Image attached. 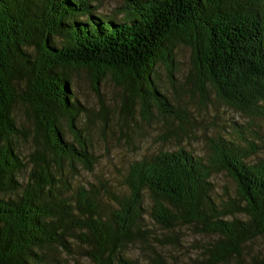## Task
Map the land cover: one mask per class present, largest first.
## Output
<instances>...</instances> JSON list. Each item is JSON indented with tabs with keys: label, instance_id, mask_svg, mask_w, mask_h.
<instances>
[{
	"label": "trees",
	"instance_id": "trees-1",
	"mask_svg": "<svg viewBox=\"0 0 264 264\" xmlns=\"http://www.w3.org/2000/svg\"><path fill=\"white\" fill-rule=\"evenodd\" d=\"M175 44L190 50L193 91L204 97L207 85L249 120L209 137L205 156L158 151L130 161L118 185L74 186L95 157L74 124L81 107L67 69H84L94 85L111 75L128 91L125 111L137 97L141 115L148 99L169 115L151 73L160 62L172 78ZM252 117L264 122V0H123L118 18L88 0H0V264H60L65 255L135 264L125 255L132 244L166 264L157 248L179 244V226L207 238L181 264H264V245H252L264 236V159L247 161L264 151V133ZM26 133L33 145L23 160L16 141ZM216 173L232 195L214 190Z\"/></svg>",
	"mask_w": 264,
	"mask_h": 264
},
{
	"label": "rangeland",
	"instance_id": "rangeland-1",
	"mask_svg": "<svg viewBox=\"0 0 264 264\" xmlns=\"http://www.w3.org/2000/svg\"><path fill=\"white\" fill-rule=\"evenodd\" d=\"M88 2L95 7L96 12L117 18L123 10V0ZM171 51L172 78H169L167 69L160 62L153 67L151 73L154 85L172 105L174 112L169 115L160 114L149 99L148 112L141 115L137 97L126 98L130 107L125 111L123 103L128 91L111 75H104L94 85V77L84 69H67L70 91L81 107L74 124L86 139L89 150L95 157V163L90 170L77 168L74 177L70 179L74 186L86 187L89 183L104 179L118 185L130 161L158 151H172L181 147L193 155L205 156L209 137L215 134H234L235 123L243 126L249 120L247 116L230 109L217 99L214 91L207 85L204 97H201L198 91H193L191 80L187 78L190 70L189 48L175 44ZM14 112L17 120L21 121L23 108L17 105ZM252 119L255 125L259 126L260 132L264 133V122L255 117ZM23 125L27 128L24 123ZM30 127L26 130L28 133ZM60 128L64 138L72 141L73 137L62 119ZM28 133L18 137L16 141L23 160H27L33 145ZM258 158L264 159V151L249 157L247 161L253 162ZM26 174L27 169L21 171L17 175L18 180L23 182ZM211 181L217 193L226 190L228 194H233V185L223 173L214 174ZM146 201L144 199V202ZM143 220L154 231L159 230L158 225L147 215H144ZM175 230L179 244H165L164 247L157 248L166 264L188 261V257L197 252V243L207 240L205 236L196 234L189 227L179 226ZM252 245L263 246L264 236L253 241ZM138 248L136 244L130 245L125 255L135 259V264H156ZM65 256L60 264H73L75 259H81L76 255Z\"/></svg>",
	"mask_w": 264,
	"mask_h": 264
}]
</instances>
